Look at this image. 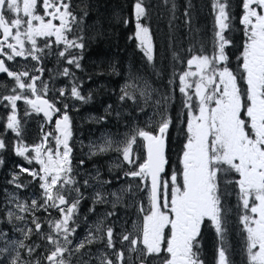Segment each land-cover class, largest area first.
Returning a JSON list of instances; mask_svg holds the SVG:
<instances>
[{
  "label": "snow or ice",
  "instance_id": "1",
  "mask_svg": "<svg viewBox=\"0 0 264 264\" xmlns=\"http://www.w3.org/2000/svg\"><path fill=\"white\" fill-rule=\"evenodd\" d=\"M191 7L189 0L184 13L186 23H190ZM239 7L243 41L236 57V69L229 67L226 52L233 41L224 34L231 29L234 19L229 0H211L215 26L211 54H196L189 48L188 70L175 73L169 81L175 82L178 76V90L184 97L181 115L185 118L182 122L186 139L179 171H173L168 179L161 177L166 164L165 138L173 122L168 112L172 97L164 95L155 101L153 115L158 119H149L151 130L135 127L115 146L112 140H106L92 152L96 155L114 150L130 166L125 177L139 178L142 182L150 178V187L146 183L137 186V191H147L148 206L145 207L142 201L137 204L139 216L132 231H124L118 239L114 237V228L104 224V219L115 214L108 212L94 231L73 244L72 237L77 231L74 216L84 195L73 174L69 105L63 101L69 97L79 101L87 98L81 94L70 67H64L58 73L72 78L70 88L56 89L57 98L50 100L44 98L49 85L41 79L43 67L33 66L31 73L28 70L17 72L6 66V60L30 57L39 65L46 54L45 49L55 43L63 45L57 56L66 65L79 69L80 57L74 52L83 50L85 44L83 35L77 30L87 13L81 16L74 13L71 0H0V57H6V60L0 58V74H6L12 80L10 90L5 85L4 91H0V106L8 110L6 118L0 116V121L6 120L3 132H0V150L8 147L3 135L10 130L16 137L15 154L24 157L29 164L34 160L39 165L38 170L21 167V173H28L32 178L30 182H37L41 190L39 199L32 198L30 203L15 196L7 201L16 209H5L8 223L26 221L25 215L17 214L24 213L30 216L34 227L14 226V231L20 233L19 239L0 230V264H73L74 255L96 243L103 244V249L97 253H81L76 264H149L150 257H159L163 253L167 256L161 264H204L199 238L206 221L220 240L216 264H231L223 247L229 209L224 207L222 200L230 195L228 185L235 189L238 222L244 234L248 264H264V0H240ZM133 9L134 38L151 63L154 59L153 37L150 26L142 22L148 19L149 6L145 0H135ZM175 9L172 2L173 15ZM52 36H55L54 42L48 39ZM38 37L44 38L43 47L39 46ZM173 59L185 63L175 52ZM193 67L196 71H191ZM37 81H40L39 87ZM131 87L126 83L121 89V101L136 102V96L129 90ZM140 95L147 93L140 90ZM21 100L37 114L43 112L49 123L53 122V115L57 117L52 131L43 132L41 126V143L34 146L35 154L31 157L25 155L28 147L23 142L22 122L17 115V102ZM58 104L62 106L58 107ZM140 111L145 109L140 108ZM31 114L32 111L25 107V122ZM50 139L54 140V145L49 143L43 147ZM141 148L144 158L138 163L141 158L138 149ZM80 163L83 165V161ZM231 176L236 178H229ZM18 181L19 177L14 176L10 182L18 189L26 187ZM88 183L84 180L83 186L87 187ZM126 191L131 192V188ZM108 195L115 197L113 207L122 199L115 192ZM107 202L105 193H95L94 203ZM50 210L58 212L60 218H52ZM41 211L48 214L46 221L36 215ZM45 222L49 227L47 232L42 230ZM34 234L46 241L39 254V244L25 243Z\"/></svg>",
  "mask_w": 264,
  "mask_h": 264
},
{
  "label": "trees",
  "instance_id": "2",
  "mask_svg": "<svg viewBox=\"0 0 264 264\" xmlns=\"http://www.w3.org/2000/svg\"><path fill=\"white\" fill-rule=\"evenodd\" d=\"M176 5L175 14L171 11V3ZM240 0H229L230 12L234 17L232 27L225 31V36L233 41L231 47L226 48L229 56V66L236 69L235 56L241 46L242 31L236 21L239 13ZM135 0H77L71 2L72 11L78 16L83 15L81 28L77 33L83 35L85 47L80 50V68L75 70L74 80L79 85L81 94L86 97V101L76 100L72 106L71 100L68 114L74 108L77 115H71V124L81 131L82 136L88 132L97 129H103L104 125L99 122L101 114L110 113L109 108L119 109L123 115L125 104L119 103V88L125 80L134 79L140 87H150L155 91V99L161 100L164 95L172 97L171 103L168 104V111L171 110L175 115L181 114L182 98L178 90L177 79L173 83H169L173 79L175 73L183 69L186 60L191 53L187 50L192 49L196 54H211L214 39V15L211 9V0H191L192 7L189 9L190 23H186L184 15L188 8L189 0H145L148 9V19L142 21L150 26L153 44L154 59L150 63L147 61L143 52L139 47V42L135 37V18L133 5ZM127 21V23H125ZM56 48L52 46L45 51L42 58L41 67L46 69V74L41 78L47 81L50 86L54 87V91L65 85L70 88L72 78L65 80V77L59 76L58 73L62 67L58 65L62 60L59 58L53 60L57 55ZM179 54L181 60L185 63H179L173 59V53ZM58 57V56H57ZM48 64L52 66V70L44 66ZM136 75L144 79V83L137 78ZM11 79L7 82H1V88L5 85L10 86ZM57 85L58 87H55ZM40 86V81H38ZM160 94V95H159ZM50 95L55 98L54 93ZM147 95L153 96L152 91H148ZM162 95V96H161ZM75 100V99H74ZM58 106V105H57ZM139 113L131 115L130 121L135 122L140 118ZM90 115L87 117L85 115ZM114 122L116 118H114ZM27 126V123H24ZM182 133L179 119H174V123L168 130L166 137L170 140L172 150L165 155L167 162L177 161L180 158L181 147L179 144V135ZM29 137L33 136L28 132ZM3 165L0 166V180L4 167L14 158L4 157ZM15 186L9 184V187ZM227 191L230 195L223 198L222 203L226 209H229L226 215L227 224H231L235 228H241L238 222L239 209L235 206L237 201L234 186L228 185ZM21 195H27L23 193ZM11 205H7V208ZM16 211V210H14ZM208 224L203 226L206 229ZM82 226L79 225V229ZM83 232H76L72 237L73 243L77 239H82ZM214 238L213 235H210ZM37 239L34 235L26 244H32ZM225 243L223 247L226 249L228 260L231 264H247V256L243 246H231L239 238L236 236V230L229 228L225 234ZM41 247L37 249V254L43 251L46 241L40 240L38 243ZM244 245V242L242 243ZM94 253L101 250V244L91 245ZM77 253L72 257L73 264L77 262ZM201 255V251H200ZM215 264V261L212 262Z\"/></svg>",
  "mask_w": 264,
  "mask_h": 264
},
{
  "label": "rangeland",
  "instance_id": "3",
  "mask_svg": "<svg viewBox=\"0 0 264 264\" xmlns=\"http://www.w3.org/2000/svg\"><path fill=\"white\" fill-rule=\"evenodd\" d=\"M77 0H71V2H76ZM241 15V8L239 10V13L236 17V21L241 29V25L239 24V18ZM58 23V22H57ZM242 31V30H241ZM38 41H43L44 38L38 37ZM50 41H55V36L48 38ZM241 44L243 41V33L241 36ZM28 45H26L27 47ZM56 48L55 53L57 55L58 51L62 50L63 45L57 46L55 43L52 44ZM48 49H45L47 51ZM241 48L237 52L235 56V63L236 57L239 55ZM74 54L78 55L80 57V50H75ZM190 58V57H189ZM59 57L53 58V60H57ZM12 67H17V72L28 70L31 73V70L33 69V66L41 67V64L37 65L36 61L31 60L30 57L25 59L24 57H16L14 61H11ZM59 66L62 67H70V70L75 73L76 68L74 66H68L66 63L62 60L60 63H58ZM231 67V66H229ZM232 68V67H231ZM12 70V69H11ZM188 70L187 65L185 63L183 69L179 70L184 71ZM233 70H235L233 68ZM62 71V70H61ZM191 71H196L195 67L191 69ZM177 72V73H178ZM71 77H65V80ZM134 78L140 79L143 83L145 82L144 79L138 75H136ZM177 82H178V89H179V80L177 76ZM194 79V78H193ZM130 84L132 87L129 89L134 93L136 96V102L134 103L132 100H125V101H119V103H124L126 108L123 112V115L120 114L119 109L109 108L110 113L107 114H101L99 118V122H101L104 125V128L97 129L92 132H88L85 137L82 136L81 131L76 129L74 126H71V132L72 136L69 140V144L72 148L71 153V159H72V168H73V174L76 177V180L78 181L79 185H81V191L83 192L84 198L81 200L78 209L76 210V215L74 216L75 219V225L77 227L76 232H83L82 239H77L75 243L78 241L83 240L90 231H94L96 224L101 220L105 218V214L108 212H114L115 214L107 217V219H104V224L106 226H112L114 228V237L117 239L124 231H132L134 222L137 221V218L139 216L137 204L141 201L143 202L144 206H148V198H147V191L145 192H139L137 191V186L146 183L150 187V178L147 181H141L139 178H132V177H125L124 173L128 171L129 165L122 160V156L120 153L109 150L104 153H97L96 155H92V152L95 151V146L97 145H104L106 140H112L115 144H118L119 142L123 141V139L128 136L132 129L135 127H141L146 128V130H151L149 128V119L151 118L152 121H155L158 119L157 116L153 115V113L156 110L155 106V95L158 94L155 91H153L150 87L142 88L138 84V82L134 79L125 80V82L121 83V86L119 88V95L121 96V89L124 88L125 84ZM12 85V80L10 82V86H8V89L10 90ZM49 85V83H48ZM243 86V85H242ZM37 87L38 81H37ZM55 87H58L55 85ZM65 87V85L61 86ZM59 87V88H61ZM140 90H144L146 93L148 91L153 92V96L146 95L141 96ZM0 91H4V88H0ZM50 92L54 93L55 98H57V92L54 91V87L49 85V91L47 96L50 98V100L54 99L53 96L50 95ZM30 95V94H29ZM160 95V94H159ZM181 95V94H180ZM162 96V95H161ZM30 98H34L30 95ZM182 100L184 97L181 95ZM71 100V101H70ZM181 100V102H182ZM71 102L72 106L75 105L76 100L72 98L64 99L63 102ZM18 108H17V115L18 119H21V134L24 144L28 147V152L25 153L26 156H34V146L41 143V137L43 136V132L52 131L54 129V121L57 118L56 115H53V122L49 123L47 121V118L41 115V113L37 114L34 110H31V106H27L24 104L23 100L17 102ZM62 105L58 104V107H61ZM25 107H28L30 111H32V114L26 118L27 126H25V118L23 117V112ZM140 108H144L145 111L141 112ZM137 112L139 113L140 118H138L137 121L134 123L130 121L131 115L135 114ZM169 114L172 117V124L174 123V119L178 120L181 124L182 133L179 135V146L181 147V153L180 158L182 155V148L183 144L185 142V133L183 129L185 128V124L182 122L185 118L180 114L175 115L173 111L169 110ZM182 112V107H181ZM8 114V110L4 109L2 106H0V116H3L6 118V115ZM71 115H77V112L74 108L70 110V113L68 114L69 117ZM87 117H90V115H85ZM114 118H116L117 122H114ZM5 121H0V132H3V128L5 126ZM71 122V117H70ZM41 126H43V132L41 131ZM152 127H154V123L152 124ZM170 129V128H169ZM28 132H31L33 136L27 137ZM3 138L5 139L8 147L4 150H0V160H3L4 157L6 158H14L10 163H8L3 170V174L1 176L0 180V230H3L8 233V235L13 239H19L20 233L14 231L15 227H34L30 223V216L28 214L24 213H17L20 215L26 216V221H16L14 220L13 223H8L5 209H7V201L12 197L15 196L21 201H28L30 203L32 198L39 199L41 190L38 187L37 182H30L32 178L28 175V173H21L20 169L23 168H29V169H39V165L35 163L33 160L32 164H29L27 160L24 157L17 156L15 154V141L16 137L15 134L12 133L10 130L3 135ZM51 143L54 145V140L50 139L49 141H46L43 145V147H47L48 144ZM169 150H172V145L170 140L166 137L165 138V155L169 153ZM5 151L8 153L5 154ZM140 153V160L138 163L143 162L144 158V152L143 149H138ZM180 158L177 161L166 163V166H164V171L161 173V177L163 179H168L173 171H179L181 168L180 164ZM80 161H83V165H81ZM167 162V159H166ZM0 164V166H2ZM17 176L19 177V183L22 185H26V187L17 188L16 186L9 187V184L11 183L13 177ZM229 178H236L235 176H231ZM88 180V186H83V181ZM108 182V183H105ZM15 185V184H14ZM131 188V192L126 191L127 189ZM97 191L103 192L106 194L107 203L104 204H98L94 203V196ZM117 193L122 196V199L116 203L115 207H113V201H115V197L108 195L110 193ZM23 193H26L27 195H21ZM134 193V195H133ZM235 206L237 207V202L235 201ZM13 208V211L16 210L14 205H11ZM90 209H94V211H91ZM51 211V217L55 219L60 218V214L56 212L55 210ZM37 216L41 218V221H46L49 217L48 214L44 213L43 211L37 212ZM93 217V218H92ZM205 224H208L206 229H203V226ZM205 224L201 227V235H200V251H201V259L204 261V264H212L213 261L217 260V249L220 246V240L214 230V228L211 226L209 222H205ZM79 225L82 226L81 229H79ZM233 228L236 230V236L239 238V240L235 241L233 245L231 246H243L245 249V240H244V234L241 231V228H235L231 224H227V229ZM42 230L44 232L49 231L48 224L45 222L42 224ZM227 230V231H228ZM210 235H213L214 238H211ZM37 239L33 240V243L38 244L40 240H42L40 237L35 235ZM31 239L25 241L27 243ZM244 242V245L242 244ZM101 244V243H100ZM224 244L225 240H224ZM223 244V245H224ZM101 250L103 249V244H101ZM117 247H120L119 243H117ZM84 252H92L94 253V248L89 245L85 249L81 250V253ZM246 256L247 253L244 250ZM127 254V253H126ZM167 256V253H163L159 257H150L149 258V264H161V261L164 257ZM247 264H248V257H247Z\"/></svg>",
  "mask_w": 264,
  "mask_h": 264
},
{
  "label": "flooded vegetation",
  "instance_id": "4",
  "mask_svg": "<svg viewBox=\"0 0 264 264\" xmlns=\"http://www.w3.org/2000/svg\"><path fill=\"white\" fill-rule=\"evenodd\" d=\"M0 58H4L5 60H6V57H0ZM6 66H8L10 69H12V70H14V71H17L18 70V66L17 67H12V63H11V61H7L6 60ZM44 66L46 67V68H48V69H51L52 70V66H49L48 64H44ZM32 74H35V75H39V73H32ZM46 74V69H45V71L43 72V75H42V77L44 76ZM41 77V78H42ZM9 79H11V78H8L7 76H6V74H0V86H1V82L2 81H8ZM34 97V96H33ZM42 114V113H41ZM43 115V114H42ZM8 152L7 151H5V154H7ZM10 163V162H9ZM87 257H85V259H86Z\"/></svg>",
  "mask_w": 264,
  "mask_h": 264
},
{
  "label": "water",
  "instance_id": "5",
  "mask_svg": "<svg viewBox=\"0 0 264 264\" xmlns=\"http://www.w3.org/2000/svg\"><path fill=\"white\" fill-rule=\"evenodd\" d=\"M45 98V97H44ZM35 99V98H34ZM43 114V112H41Z\"/></svg>",
  "mask_w": 264,
  "mask_h": 264
}]
</instances>
